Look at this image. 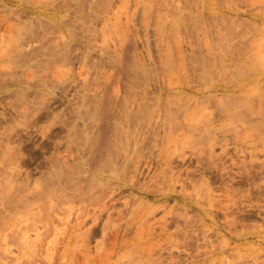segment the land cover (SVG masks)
<instances>
[{
	"label": "rangeland",
	"instance_id": "1",
	"mask_svg": "<svg viewBox=\"0 0 264 264\" xmlns=\"http://www.w3.org/2000/svg\"><path fill=\"white\" fill-rule=\"evenodd\" d=\"M0 264H264V0H0Z\"/></svg>",
	"mask_w": 264,
	"mask_h": 264
}]
</instances>
